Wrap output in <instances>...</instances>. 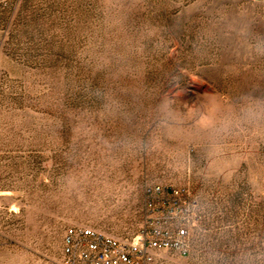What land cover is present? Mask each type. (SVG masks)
Segmentation results:
<instances>
[{"label":"rangeland","instance_id":"obj_1","mask_svg":"<svg viewBox=\"0 0 264 264\" xmlns=\"http://www.w3.org/2000/svg\"><path fill=\"white\" fill-rule=\"evenodd\" d=\"M188 189L191 253L264 264V0H0V264L125 243Z\"/></svg>","mask_w":264,"mask_h":264},{"label":"built area","instance_id":"obj_2","mask_svg":"<svg viewBox=\"0 0 264 264\" xmlns=\"http://www.w3.org/2000/svg\"><path fill=\"white\" fill-rule=\"evenodd\" d=\"M146 223L132 242L105 237L90 227L67 231L64 255L67 264H151L160 251L191 253V230L198 221V203L188 189L145 190Z\"/></svg>","mask_w":264,"mask_h":264}]
</instances>
